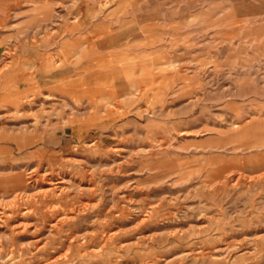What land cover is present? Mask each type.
Returning a JSON list of instances; mask_svg holds the SVG:
<instances>
[{"label":"rangeland","instance_id":"1","mask_svg":"<svg viewBox=\"0 0 264 264\" xmlns=\"http://www.w3.org/2000/svg\"><path fill=\"white\" fill-rule=\"evenodd\" d=\"M0 264H264V0H0Z\"/></svg>","mask_w":264,"mask_h":264},{"label":"bare ground","instance_id":"2","mask_svg":"<svg viewBox=\"0 0 264 264\" xmlns=\"http://www.w3.org/2000/svg\"><path fill=\"white\" fill-rule=\"evenodd\" d=\"M42 178H43V177H42ZM45 178H46V176H45ZM52 183H53V182H52ZM57 188H58V187H56V189H57ZM53 190H54V187H53V188H49V189H48V192H49V191H53ZM56 191H57V190H56ZM46 192H47V191H46ZM44 195H45V194H44ZM45 196H46V195H45ZM76 210H77V209H76ZM74 214H75V213H74ZM68 215H69V214H68ZM68 218H69V217H68ZM72 218H73V216H72ZM61 219H63V218H61ZM61 219H60V220H61ZM58 221H59V220H58ZM62 222H63V221H62ZM57 224H58V223H57ZM60 224H61V223H60ZM60 224H59V225H60ZM59 225H56V223H55L54 226L57 227V226H59ZM109 235H110V234H109ZM109 235L106 236V239H107V240H111V238H114V237H115V236L112 235V234H111L110 236H109Z\"/></svg>","mask_w":264,"mask_h":264}]
</instances>
